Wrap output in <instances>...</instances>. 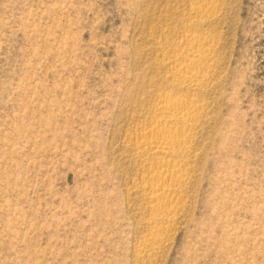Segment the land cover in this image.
<instances>
[{"label": "rangeland", "instance_id": "rangeland-1", "mask_svg": "<svg viewBox=\"0 0 264 264\" xmlns=\"http://www.w3.org/2000/svg\"><path fill=\"white\" fill-rule=\"evenodd\" d=\"M192 36L211 81L156 226L127 141ZM0 264H264V0H0Z\"/></svg>", "mask_w": 264, "mask_h": 264}, {"label": "bare ground", "instance_id": "bare-ground-1", "mask_svg": "<svg viewBox=\"0 0 264 264\" xmlns=\"http://www.w3.org/2000/svg\"><path fill=\"white\" fill-rule=\"evenodd\" d=\"M191 38L186 40L192 44L186 47L184 43L177 48L174 60H170L174 64L170 71L171 80L166 84V91L155 95L153 114L147 125L136 129L134 143L131 139L127 141L140 165L148 167L150 172L145 193L153 203L150 222L156 226L170 224L179 214L178 204L184 187L190 181L185 167L189 165L191 144L205 109L199 93L211 81V44L202 38L203 41L194 36ZM183 91L187 94H178ZM154 158L159 159V163L149 165L148 162ZM153 236L152 241L156 243L158 235L154 233Z\"/></svg>", "mask_w": 264, "mask_h": 264}]
</instances>
